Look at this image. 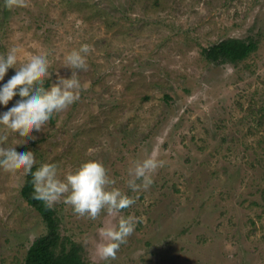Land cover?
<instances>
[{
    "label": "rangeland",
    "instance_id": "1",
    "mask_svg": "<svg viewBox=\"0 0 264 264\" xmlns=\"http://www.w3.org/2000/svg\"><path fill=\"white\" fill-rule=\"evenodd\" d=\"M226 38L256 48L236 63L206 60L202 50ZM84 46L80 99L26 145L9 133L2 146L31 150L61 178L101 162L136 200L121 215L137 223L115 260L93 252L105 212L93 221L56 203L61 234L89 264H264V0H31L11 11L0 0V54L18 48L17 68L46 53L49 72L68 78L64 56ZM149 153L162 166L132 192L128 168ZM24 179L0 169V264H24L46 232L21 197Z\"/></svg>",
    "mask_w": 264,
    "mask_h": 264
},
{
    "label": "clouds",
    "instance_id": "2",
    "mask_svg": "<svg viewBox=\"0 0 264 264\" xmlns=\"http://www.w3.org/2000/svg\"><path fill=\"white\" fill-rule=\"evenodd\" d=\"M3 6L9 11L29 8L31 0H3ZM19 51L12 47L6 54H0V81L4 80L9 69H15V74L0 86V105L6 107L17 95L21 98L0 114V169L12 174L22 171L25 176L31 175L33 198L48 207L63 202L78 217L93 221L105 212L111 219L105 227L98 229L93 252L98 261L115 260L120 246L133 234L137 223L135 217H124L121 212L134 205L136 200L113 187L115 181L104 165L88 160L61 178L55 164H42L33 171L36 161L31 150L18 152L16 147L2 146L9 133L18 134L26 145L35 139L33 132L43 131L54 114L65 111L80 99L84 85L78 73L88 70L86 56L91 49L84 46L64 56L63 68L71 72L68 78L61 76L58 69L55 73L49 72L51 63L46 53L32 55L17 68ZM53 74L56 75L55 82L44 88L45 79H50ZM161 166L162 161L154 153L133 161L127 171V187L132 192L148 190Z\"/></svg>",
    "mask_w": 264,
    "mask_h": 264
},
{
    "label": "trees",
    "instance_id": "3",
    "mask_svg": "<svg viewBox=\"0 0 264 264\" xmlns=\"http://www.w3.org/2000/svg\"><path fill=\"white\" fill-rule=\"evenodd\" d=\"M255 48L253 41L226 38L204 48L202 55L210 62L236 63L247 58ZM43 87L47 89L49 83H44ZM39 166L40 164H35L33 171ZM31 179V175L25 176L20 194L23 200L39 214L46 232L31 243L24 264H89L82 255L80 245L61 234L60 220L55 210L33 198Z\"/></svg>",
    "mask_w": 264,
    "mask_h": 264
}]
</instances>
